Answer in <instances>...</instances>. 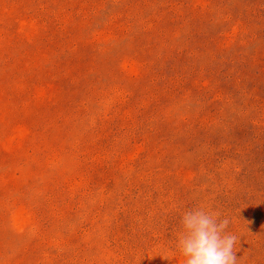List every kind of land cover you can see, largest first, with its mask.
Here are the masks:
<instances>
[{
  "label": "rangeland",
  "instance_id": "374dc122",
  "mask_svg": "<svg viewBox=\"0 0 264 264\" xmlns=\"http://www.w3.org/2000/svg\"><path fill=\"white\" fill-rule=\"evenodd\" d=\"M197 206L264 264V0H0V264H184Z\"/></svg>",
  "mask_w": 264,
  "mask_h": 264
},
{
  "label": "clouds",
  "instance_id": "9594fccd",
  "mask_svg": "<svg viewBox=\"0 0 264 264\" xmlns=\"http://www.w3.org/2000/svg\"><path fill=\"white\" fill-rule=\"evenodd\" d=\"M179 223L176 249L184 264H237L238 237L227 231L228 218L197 206L184 211Z\"/></svg>",
  "mask_w": 264,
  "mask_h": 264
}]
</instances>
